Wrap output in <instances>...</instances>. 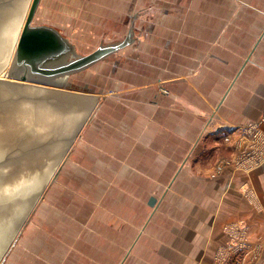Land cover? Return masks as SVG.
Returning a JSON list of instances; mask_svg holds the SVG:
<instances>
[{"label": "crops", "instance_id": "crops-1", "mask_svg": "<svg viewBox=\"0 0 264 264\" xmlns=\"http://www.w3.org/2000/svg\"><path fill=\"white\" fill-rule=\"evenodd\" d=\"M33 24L84 54L131 33L127 47L82 71L92 73L82 74L81 93L93 116L86 140L69 150L87 161L74 160L65 180L86 185L94 203L100 182L114 185L107 195L116 200L156 199L119 264H213L228 243L224 227L237 223L247 226L248 246L229 264H264V164L233 161L213 173L230 151L220 137H240L264 114V0H41ZM216 128L237 131L212 135ZM66 187L55 191L56 225L82 217L90 201L78 195L65 208Z\"/></svg>", "mask_w": 264, "mask_h": 264}, {"label": "rangeland", "instance_id": "rangeland-1", "mask_svg": "<svg viewBox=\"0 0 264 264\" xmlns=\"http://www.w3.org/2000/svg\"><path fill=\"white\" fill-rule=\"evenodd\" d=\"M76 44L80 45V42H76ZM87 53L88 52H85V54ZM76 54L78 56L85 55L84 51L79 52L77 50ZM6 72L7 71L4 73ZM82 74H85L84 76L88 78L92 76V73L89 74L86 72L70 75L66 81L70 86L69 89L77 92H85L83 91L84 87H82L81 83ZM93 77H95V75ZM17 94L18 93L9 92L8 98L15 97ZM4 98H6V96H4ZM11 100L12 99H10V101ZM13 102L15 104L14 106H12V103L6 105V108L8 109L7 117L16 118L22 131L36 133L37 136H35V138L37 139V142L35 143L37 144L35 145H37V147L32 149L30 147L31 145H29L31 143L25 138V136H22L21 138L25 142V150L32 149L36 151L33 157L31 154V162H25V166L23 164L18 166V168L10 166H7V168H0V224H12L15 220L18 206L23 201V198L21 197L24 196V193L22 192H25V190H28V192L35 190L37 188L36 185L52 172L53 165L58 159L59 153L57 154L55 152L57 148L47 147V144L59 145V143L65 140L64 134H66L63 126L65 124L64 121L67 119V114H65L63 106H61L59 112L63 115H60L54 111L53 105L46 103H37L34 101L33 105L31 102H26L16 97L13 98ZM31 108L34 111L33 116H37V113L40 110L39 108H41V110L38 116L47 117V114L53 116L55 120L54 127H57L48 130L44 124L31 121L29 118L27 120L24 119L25 117H28V115H32V111H29ZM95 112L96 110L92 113L96 115L97 112ZM91 116L89 112L87 119L78 136L74 139L70 150L74 145H80L86 140ZM262 116L259 119L260 132L258 131L256 133L258 129L256 128L254 135L252 136H237L235 139H230V136L227 135L223 138L220 137L222 139V145L228 146L230 151L228 157L220 155L215 159V166L213 167L214 175L219 176V174L226 168L231 167L230 162L233 161H236L239 165L241 162H247L251 167H261L264 164V141L260 139V133H264V121H261L263 118ZM259 120L254 123L258 124ZM83 129L85 131H83ZM225 138H227V141ZM70 150L67 152L59 168L56 170V178L50 180L51 182L45 187L41 197L34 206L33 211L29 214L16 238L11 243L1 264H119L128 252L131 246L132 237L136 231H140V228L147 219L151 208L148 207L146 201L140 197L136 202L124 199L128 196L127 193H122V198L120 200H116V195L110 194L112 197L107 195L112 192V190L108 191L107 186L110 188L111 186H114L112 184H104L100 182L101 190L99 193V200L96 203L91 199V192L85 193L83 192V189H81L86 185H72L68 182L67 185L69 188H67L65 186V180L66 177H70L72 173L71 169H75L74 166L76 165H72V163L77 159L74 157L78 154L72 151L70 152ZM194 157L195 153L191 155L190 161L193 160ZM81 160H84L86 163V154L81 153L80 160H76L79 162V165L80 162H82ZM239 165H233L232 169H238L237 167ZM77 170H79V168H77ZM81 170L86 174L88 169L83 168ZM28 173L30 174V180L27 182L25 181V178ZM166 185V181L156 182L152 185V196L160 197ZM57 187H66L68 189L67 193L69 197L67 201L66 199L64 200L65 208H71L74 198L78 195L89 198L88 200L90 201L86 202L84 205V213L82 217V214L80 215V213H78V216L70 215V221L68 223L57 225L53 223V220L58 218V213H56L55 210L52 211V209H54L53 199ZM124 187L126 189L128 185ZM77 198L79 199V197ZM95 205H98V207H95ZM4 208L7 209L6 212H4ZM78 209V211L81 212L80 206H78ZM94 210L96 213L92 216ZM72 211L76 212L74 210ZM113 211H115L114 213L117 215H120L119 221L116 217L112 216ZM72 226H76V228L73 227L74 230H72ZM227 227L228 226L224 227L225 234ZM43 248L48 250L50 254V259L45 262H42L38 257ZM223 248H218L216 252L223 250ZM216 252L215 255L217 254ZM223 252L224 250L222 253ZM234 257L238 258L239 255L237 254ZM235 260L236 259H234L233 263L237 262ZM239 260V263H241L242 259Z\"/></svg>", "mask_w": 264, "mask_h": 264}, {"label": "water", "instance_id": "water-1", "mask_svg": "<svg viewBox=\"0 0 264 264\" xmlns=\"http://www.w3.org/2000/svg\"><path fill=\"white\" fill-rule=\"evenodd\" d=\"M40 1L0 0V75H2L0 78V168H7V166L18 168L23 164L25 166V162H31L36 153L32 149L37 147L35 145L37 144L35 143L37 134L22 131L16 118L7 117L6 105L12 103L14 106L13 98L31 102L33 105L34 101L53 105L54 111L60 115H63L59 113L63 106L65 114H67V119L63 120L65 123L63 129L66 134H64L65 140L59 145L47 144V147L57 148L55 152L59 153L52 172L36 185L35 190L22 192L24 193V196L21 197L23 201L18 206L12 224H0V264L20 228L33 211L45 187L51 182L50 180L56 178V170L87 119L89 104L81 92L69 89L70 86L66 82L68 77L88 69L131 43L130 33L122 42L107 46L101 45L87 55L78 56L74 46L56 29L46 25L33 24ZM5 71L7 72L4 73ZM9 92L18 94L8 98ZM10 99L12 100L10 101ZM39 109L41 110V108ZM29 111H32V115H28L24 119L29 118L31 121L44 124L48 130L57 127H54L53 116L48 114L47 117L38 116L39 112L37 116H33V109L31 108ZM22 136H25L31 143L29 145L32 149L25 150ZM29 177L28 173L25 181L28 182ZM156 203L155 198H150L148 206L154 209ZM6 210L4 208V212Z\"/></svg>", "mask_w": 264, "mask_h": 264}, {"label": "built area", "instance_id": "built-area-1", "mask_svg": "<svg viewBox=\"0 0 264 264\" xmlns=\"http://www.w3.org/2000/svg\"><path fill=\"white\" fill-rule=\"evenodd\" d=\"M263 118L261 121H264V114L262 116ZM257 129L256 133L260 132V120L258 124H249L247 126H244L240 128V136L241 137H248L254 135L255 129ZM234 130V129H232ZM230 128H216L213 131H211L212 135H217L219 132L225 131H232ZM235 129L234 131H236ZM260 139L264 141V133H260ZM227 141V138H225ZM229 140V139H228ZM226 235L228 239V243L223 250H220L217 252L213 264H229L232 261V258L234 256L241 255L244 253V251L247 249L248 246V231L247 227L243 223H237L229 225L226 228Z\"/></svg>", "mask_w": 264, "mask_h": 264}, {"label": "bare ground", "instance_id": "bare-ground-1", "mask_svg": "<svg viewBox=\"0 0 264 264\" xmlns=\"http://www.w3.org/2000/svg\"><path fill=\"white\" fill-rule=\"evenodd\" d=\"M2 77V75H0V78Z\"/></svg>", "mask_w": 264, "mask_h": 264}]
</instances>
